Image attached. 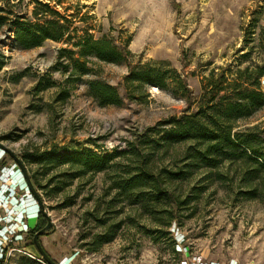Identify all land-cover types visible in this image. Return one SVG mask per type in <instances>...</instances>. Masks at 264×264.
I'll use <instances>...</instances> for the list:
<instances>
[{
  "label": "rangeland",
  "instance_id": "obj_1",
  "mask_svg": "<svg viewBox=\"0 0 264 264\" xmlns=\"http://www.w3.org/2000/svg\"><path fill=\"white\" fill-rule=\"evenodd\" d=\"M44 1L70 18L69 37L21 49L13 44L11 25L0 27V57H4L0 143L22 161L25 152L52 148L60 153L84 148L99 153L127 150L128 142L147 127L164 126L157 122L181 114L188 105L190 111L206 106L217 88L238 76L239 70L264 63V0ZM10 3L2 4L6 12L32 18L34 0ZM86 31L94 38L125 45L130 53L121 62L81 57L90 71L71 81L70 69L59 65L58 49L78 50L72 42ZM129 62L157 68L164 74L165 86L129 87L134 94L130 97L124 81ZM94 78L115 85L121 103L99 105L88 89V81ZM235 125L236 130L255 127L264 135V105ZM183 152L180 144L157 151L154 158L159 166L178 170L185 168ZM10 157L0 147V260L48 264L23 229L24 223L28 229L35 223L36 214L29 212L37 209L26 210L34 201ZM133 158L118 155L114 166L72 179L66 165L48 171L23 161L42 185L36 189L52 226L39 239L53 261L264 264V172L253 181L254 197L242 192L241 164L224 161L216 168L201 167L186 179L172 180L168 197L147 201L127 197L114 184ZM9 189L3 196V190ZM108 232L111 240L96 246V236Z\"/></svg>",
  "mask_w": 264,
  "mask_h": 264
},
{
  "label": "trees",
  "instance_id": "obj_2",
  "mask_svg": "<svg viewBox=\"0 0 264 264\" xmlns=\"http://www.w3.org/2000/svg\"><path fill=\"white\" fill-rule=\"evenodd\" d=\"M34 2L32 18H26L20 14L12 15L11 12H6L2 4H9L10 0H0V27L6 23L11 25L15 46L29 49L41 45L46 39L61 40L65 36H70L73 28L67 15L52 8L48 1ZM72 45L78 47V50L60 47L57 56L59 65L64 70L70 69L71 81L90 71L88 61L81 60V57L94 56L102 61L121 62L127 60L123 55L130 53L125 45H118L105 37L94 38L87 31L78 41L72 42ZM76 53L79 55L76 56ZM3 65L4 57L1 56L0 68ZM128 65L129 70L124 76V81L130 97L134 98V94L129 87L134 90L133 87L137 89L145 84L165 86L164 74L157 68L147 64L137 67L130 62ZM73 73L77 75L73 76ZM263 76L264 63L239 70L238 76L232 78L224 87L217 88L211 102L206 106L199 105L195 111H190L188 105L181 114L157 122V125L164 126L147 127L134 141L128 142L127 150L99 153L84 148L60 153L52 148L33 153L25 152L22 159L29 163H38L48 171L66 165L72 170L70 174L72 179L88 172L108 169L116 163L114 161L116 156L130 154L134 156L133 164L124 170V175L115 178V187L131 199L147 201H159L168 197L167 187L172 180L186 179L201 167L212 169L224 161L239 162L244 187L242 192L254 197L257 188L253 181L264 172V135L257 133L255 127L236 130L235 123L239 118L251 115L264 105V91L261 89ZM48 82L53 83L49 80ZM88 89L101 106L121 103L117 87L107 81L90 79ZM188 98L191 102L190 90ZM180 144L184 145L182 158L186 161L185 168L173 170L157 164L154 158L157 151L166 152ZM29 176L35 188H42L36 173L29 172ZM55 189L59 190L61 186H56ZM261 193L264 196V184ZM35 216V223L26 231V237L32 244L33 234L46 223V218L40 211ZM170 223L171 221H168V224ZM111 235L109 232L97 235L96 246L111 240ZM0 264H3L1 260Z\"/></svg>",
  "mask_w": 264,
  "mask_h": 264
},
{
  "label": "water",
  "instance_id": "obj_3",
  "mask_svg": "<svg viewBox=\"0 0 264 264\" xmlns=\"http://www.w3.org/2000/svg\"><path fill=\"white\" fill-rule=\"evenodd\" d=\"M0 147L5 152H7L13 158V160L17 163V165L19 166L21 178H23V180L25 181V185L30 192V197L33 199L34 202L37 203L36 215L40 211L42 213V215L46 218V223L40 229L36 230V232L33 234V238H32L33 243H34L37 251L40 254V257L48 264H61V263H56L55 261H53L50 258V256L48 255V253L43 248V246L40 242L39 237L42 234L49 231V229L52 226V221H51V218H50V216L46 210V206H45L41 196L39 195L37 189L35 188V186L33 185L32 181L30 179L28 170L26 169L23 161L21 160V158L19 156H17L14 152H12L9 148H7L6 146H4L1 143H0Z\"/></svg>",
  "mask_w": 264,
  "mask_h": 264
},
{
  "label": "built area",
  "instance_id": "obj_4",
  "mask_svg": "<svg viewBox=\"0 0 264 264\" xmlns=\"http://www.w3.org/2000/svg\"><path fill=\"white\" fill-rule=\"evenodd\" d=\"M20 171V170H19ZM19 178H21V173L19 172ZM21 181H22V184H23V187H24V189L27 191V195H29L30 196V192H29V190L27 189V187H26V185H25V181L23 180V178H21ZM8 191V192H7ZM9 191H10V189L9 190H3V192H2V194H3V196L5 195V193L7 192V193H9ZM5 192V193H4ZM24 212H27V211H24ZM23 217H25V216H22V218ZM23 229H25V230H28V228H27V224L26 223H24L23 224Z\"/></svg>",
  "mask_w": 264,
  "mask_h": 264
},
{
  "label": "bare ground",
  "instance_id": "obj_5",
  "mask_svg": "<svg viewBox=\"0 0 264 264\" xmlns=\"http://www.w3.org/2000/svg\"><path fill=\"white\" fill-rule=\"evenodd\" d=\"M1 151H2V150H1ZM26 206H27V205H25V206H23V207L26 208ZM30 209H31V210L37 209V203H36V202H31L30 205H29V207L26 208V210H30ZM29 213H31V214H35V213H36V210L33 211V212L30 211Z\"/></svg>",
  "mask_w": 264,
  "mask_h": 264
},
{
  "label": "flooded vegetation",
  "instance_id": "obj_6",
  "mask_svg": "<svg viewBox=\"0 0 264 264\" xmlns=\"http://www.w3.org/2000/svg\"><path fill=\"white\" fill-rule=\"evenodd\" d=\"M7 153V152H6Z\"/></svg>",
  "mask_w": 264,
  "mask_h": 264
}]
</instances>
